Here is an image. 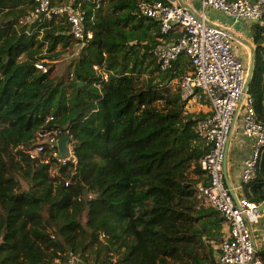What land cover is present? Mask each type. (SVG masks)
Masks as SVG:
<instances>
[{
	"label": "trees",
	"instance_id": "1",
	"mask_svg": "<svg viewBox=\"0 0 264 264\" xmlns=\"http://www.w3.org/2000/svg\"><path fill=\"white\" fill-rule=\"evenodd\" d=\"M141 1L74 0L94 38L56 76L81 45L67 18L22 23L35 2L0 0V264H220L225 222L198 192L207 115L180 90L191 61L161 70L157 50L181 35H162ZM253 42L248 93L264 125V29ZM65 135V165L59 147L31 158ZM244 189L264 201V152Z\"/></svg>",
	"mask_w": 264,
	"mask_h": 264
},
{
	"label": "built area",
	"instance_id": "2",
	"mask_svg": "<svg viewBox=\"0 0 264 264\" xmlns=\"http://www.w3.org/2000/svg\"><path fill=\"white\" fill-rule=\"evenodd\" d=\"M33 1L35 10L22 23L42 24L66 17L81 49L94 38L91 31L85 32V12L80 5L73 6L74 0L56 5L52 0ZM200 4L197 13L177 0H143L138 7L143 16L158 23L162 35L173 32L181 35L160 46L156 56L162 71L169 70L183 53L190 58L192 72L180 84L183 100L200 96L210 104V114L197 127L202 140L211 147L200 161L209 185L199 186L198 192L219 212L229 228L219 246V262L264 264L259 255L264 251V201L256 203L246 196L235 199L224 175L227 145L241 114L244 135L252 141L242 183L246 186L255 181L264 152V125L257 118L253 98L245 92L249 68L236 53L233 34L208 17L209 11L218 12L264 29V0H200ZM37 68L43 73L48 71L43 63H38ZM48 147L54 157L60 155L55 152L59 140L51 137L30 152L31 158H38ZM69 160L66 156L60 158L64 165Z\"/></svg>",
	"mask_w": 264,
	"mask_h": 264
},
{
	"label": "crops",
	"instance_id": "3",
	"mask_svg": "<svg viewBox=\"0 0 264 264\" xmlns=\"http://www.w3.org/2000/svg\"><path fill=\"white\" fill-rule=\"evenodd\" d=\"M177 1L184 4L193 12H200V0ZM208 17L212 22L217 23L218 25L231 31L235 38L236 53L250 70L252 60L254 59V34L250 41L248 40V38L251 32V28H256V26L247 20H234L232 18L226 17L222 13L213 11L208 12ZM246 40L247 42H249L248 45L247 43H245ZM191 72L192 66L189 74ZM188 104L192 106V109H190L192 113H203L207 116L210 114V104L200 96L190 99L189 101H187V106H189ZM187 109L189 108L187 107ZM239 118L240 119H238L229 140L227 151V178L231 190L235 193L236 196L242 197L246 194L242 183V174L245 168V162L250 158L252 153V141L244 135L241 114ZM223 233L224 237H226V235H228L229 233V228L226 224H224Z\"/></svg>",
	"mask_w": 264,
	"mask_h": 264
},
{
	"label": "rangeland",
	"instance_id": "4",
	"mask_svg": "<svg viewBox=\"0 0 264 264\" xmlns=\"http://www.w3.org/2000/svg\"><path fill=\"white\" fill-rule=\"evenodd\" d=\"M255 29L256 28H251V32H250V35H249V38H248V40L250 41V39L253 37V34H255ZM243 41H245V40H243ZM245 43H247V45H248V43L249 42H247V40H246V42ZM80 51H81V46H78V48H77V50L75 51V52H73V53H71V54H68V57H67V59L65 60H62V61H58L57 62V64L55 65V70H54V75H56V76H66V74H67V69L69 68V66H70V60L74 57V56H77L79 53H80ZM44 62H46V63H48L49 61H44ZM48 69V68H47ZM173 87L176 89L177 88V85H176V82L174 83V85H173ZM189 105V104H188ZM189 109V111L188 112H191L190 111V109H192V106L191 105H189V106H187ZM48 137H50V136H48ZM46 139H49V138H42L41 139V141H43L44 140V143L46 142ZM68 151H69V153H68V158H70V159H72V157H73V153H72V147H68ZM75 162H76V160H75ZM216 249H219V246H217L216 247Z\"/></svg>",
	"mask_w": 264,
	"mask_h": 264
},
{
	"label": "water",
	"instance_id": "5",
	"mask_svg": "<svg viewBox=\"0 0 264 264\" xmlns=\"http://www.w3.org/2000/svg\"><path fill=\"white\" fill-rule=\"evenodd\" d=\"M253 51H254V49H253ZM254 66H255V58L252 60V63H251L247 83L245 85V92H248L250 83L253 79ZM69 140H70V137L68 135L63 136L59 140V151H60L62 156H66V154L68 152L67 144H68ZM228 146H229V144L227 145V149H226V160H225V164H224V175H225L226 185L229 189H231L229 182H228V178H227V151H228ZM232 194L235 197V199H237V196L235 195V193L233 191H232Z\"/></svg>",
	"mask_w": 264,
	"mask_h": 264
}]
</instances>
